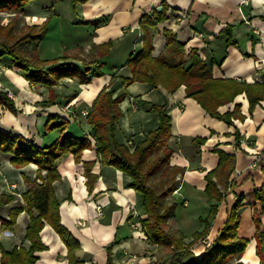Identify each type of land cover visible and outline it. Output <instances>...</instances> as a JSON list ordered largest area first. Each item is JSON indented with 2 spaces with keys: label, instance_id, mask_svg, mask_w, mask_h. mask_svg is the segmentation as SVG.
Masks as SVG:
<instances>
[{
  "label": "crops",
  "instance_id": "crops-1",
  "mask_svg": "<svg viewBox=\"0 0 264 264\" xmlns=\"http://www.w3.org/2000/svg\"><path fill=\"white\" fill-rule=\"evenodd\" d=\"M163 1L168 7L167 19L153 32L156 56L165 53L164 30L170 29L188 51H196L203 60L213 65L216 78L249 83L264 79V0H90L78 6L79 18L72 16L68 23L90 25L93 32L88 38L82 36L73 40L69 48L72 52L81 48L90 54L93 46L113 41L110 54L99 60L106 65L107 72L102 71V77L89 75L91 83L85 85L77 79L61 80L54 88L57 94L54 104L43 106L49 98V88L30 85L22 70L14 67L9 58H3L4 62L8 60L9 67L1 76V85L13 91L18 113L13 114L0 106V130L22 135L37 146L50 145L60 136L61 129L47 131L45 125L51 115H56L69 121L66 134L77 138L89 135L92 128L82 112L91 110L98 94L111 85L115 76L111 85L114 97L127 95L120 105L126 118V123L119 122L117 130L121 143L130 140L137 143L158 126V116L150 112L144 103L165 106L171 116L173 138L170 143L174 149L171 166L183 170L178 176L181 179L173 196L181 202L185 201L186 207H190L193 199L207 198L204 193L207 184L205 175L219 164V156L214 151L222 150L236 156L235 168L229 178L232 184L225 191L226 198L219 204L218 214L207 237L211 241L223 227L237 197L243 196L246 208L251 210L258 205L254 190L260 189L264 183V100L253 113L249 111L250 104L245 94L220 107V113H225L240 105L246 117L244 121L234 120V125H227L206 114L194 99L187 98L184 87L174 94L140 82L125 87L122 77L131 74L123 65L143 45L140 20L153 9L162 10ZM46 9L49 8L44 7L28 16L34 25L41 26L57 14ZM57 15L60 18V14ZM227 29L230 30L232 44L227 42ZM81 53L77 55L79 60L70 58L65 62L87 68L89 64L83 65L86 57ZM105 58H110V61L105 63ZM14 76L25 81H18ZM72 110L76 119L70 117ZM75 128H79L80 132ZM237 130L241 138L239 144L235 137ZM195 138H206L207 142L202 146L195 145L192 143ZM91 142L93 148L83 152L80 163H76L73 155L59 161L62 180L54 184L61 203L62 224L81 246L77 256L85 264H108L109 253L110 264H165L163 248L152 244L144 231L142 221L146 215L142 196L130 187L132 180L128 176L113 166L100 163L95 141ZM0 164V197L14 198L0 207V217L8 219L13 207L23 205L22 194L29 188L24 175L33 180L37 169H33L32 165L16 169L2 154ZM207 204L210 207L211 202L208 200ZM241 218L242 226V214ZM79 220L84 224L79 225ZM28 222L26 212L19 215L12 231L3 230L0 221V249L20 247ZM41 238L48 249L36 253V264H69L68 249L50 225L46 224Z\"/></svg>",
  "mask_w": 264,
  "mask_h": 264
},
{
  "label": "trees",
  "instance_id": "trees-1",
  "mask_svg": "<svg viewBox=\"0 0 264 264\" xmlns=\"http://www.w3.org/2000/svg\"><path fill=\"white\" fill-rule=\"evenodd\" d=\"M32 1L35 0H0V14L4 12L23 14ZM89 1L71 0L75 17L79 18L78 6ZM162 7L160 11L153 9L140 20L143 45L136 55H131L124 63L123 67L128 69L131 75L122 77L123 85L128 87L140 82L153 88H162L169 94H174L184 87L186 97L194 99L210 117L227 125H234V120L244 121L246 117L240 105H236L233 111L225 113H220L219 109L233 103L239 95L245 94L250 104L249 111L253 113L255 107L264 100V79L249 83L232 78H216L213 65L203 60L196 51L188 53L186 45L178 41L170 29L164 30L165 53L156 56L152 31L167 19L168 7L165 1ZM49 26L50 21L47 19L41 26L26 27L20 34L15 30L14 23L0 26V63L4 62L3 58H9L14 67L22 70L30 85L49 88V98L43 102V106L54 104L57 98L54 88L63 79H77L80 84L85 85L91 83L89 75L102 77L104 63H99V60L108 56L113 47V41L93 46L89 56L94 59L90 60L89 66L84 69L75 63L65 62L70 58L79 60L77 55L41 60L38 57V46L46 37ZM226 35L227 42L232 44L229 29L226 30ZM29 46L34 55L27 50ZM115 79L114 76L111 85ZM111 85L104 87L96 97L85 118L92 131L82 138L66 134L69 121L56 115H51L45 125L47 131L61 129L60 136L50 145L37 146L22 135L0 130V154L10 159L13 167L21 169L33 164L37 166L33 180L24 175V181L29 188L22 194L23 205L13 207L8 219L0 217L2 229L12 231L22 212L29 216L23 244L12 250L1 247V264H36L38 261L36 253L48 249L41 238V232L46 224L55 230L66 245L69 264H85L76 254L81 247L80 243L62 224L61 203L54 184L62 180L58 170L61 159L73 155L76 163H80L83 152L93 148L89 136L94 138L100 163L103 166L115 167L132 180L130 187L142 196L146 215L142 225L146 236L152 244L172 252L170 264H244L241 260L251 240L240 237L238 232L242 222L241 214L246 208L243 196L236 198L223 227L213 240L205 243L201 256H196L192 251V247L201 240L205 241L211 232L219 204L226 198L225 191L232 184L229 183V178L235 168L236 156L222 150L214 151L219 156V164L216 169L205 175L207 184L204 193L211 202L209 212L207 216L200 217V223L204 227L195 231L192 241L187 243L184 233L175 235L167 230V213L174 218L175 207L167 209L166 200L178 189L181 179L178 176L183 172L181 168L171 166L174 154L170 143L173 138L172 118L165 106L144 103L150 112L158 116V126L137 143L131 140L121 143L117 137L119 122L124 117L120 105L127 95L114 97L115 91ZM0 106H4L13 114L18 113L14 100L6 92H0ZM235 137L236 143L239 144L241 138L238 130ZM206 142V138H195L192 141L199 146ZM157 176H160L159 186L153 182ZM254 196L258 203L252 214V221L256 227L255 252L259 258L258 264H264V183L260 189L254 190ZM13 200V197L2 195L0 207ZM26 242L28 245H25ZM110 262L109 253L108 264Z\"/></svg>",
  "mask_w": 264,
  "mask_h": 264
},
{
  "label": "rangeland",
  "instance_id": "rangeland-1",
  "mask_svg": "<svg viewBox=\"0 0 264 264\" xmlns=\"http://www.w3.org/2000/svg\"><path fill=\"white\" fill-rule=\"evenodd\" d=\"M44 7L49 8L46 10H51L53 11V13L57 12V14H60V18L57 14H55V16H52L51 19H49L50 21L49 30L46 33V37L40 42L38 46V57L41 60H51V59L60 58V57L62 58L65 56H71V55L75 56L82 52L81 54H83L86 57L84 59L82 58L84 60L83 65L84 66L88 65V62H89L88 60L92 58L89 56V54L85 53L83 49L81 48L74 50L75 52H72L69 48V44L73 42V40L75 41L76 39L82 36H86L88 38L89 34L93 32L90 25L86 26V24H82V23H77V24L68 23L69 22L68 19L70 17L72 16L75 17L72 11V8H71V0H60V1L35 0V1H32L26 7L25 12L23 14L15 15L9 12L1 13L0 14V26L3 24L8 25L10 23H14L15 30L17 31V33L20 34L21 32L25 31L26 27L30 25L31 26L34 25L32 20L30 19L32 13L34 11L40 12L41 9H43ZM152 32H154V30ZM27 50L29 51V53L34 55V52L30 46L27 48ZM79 58L81 59V57ZM109 61H110V58L104 59L105 63ZM7 63H8V60H5V62H3L2 64H4V66L7 67L8 69L9 66L7 65ZM105 66L106 65L102 67L101 71L106 73L108 68H106ZM14 99H15V95H14ZM82 121L83 120L81 119V122ZM75 130L80 132L79 128H75ZM153 182L154 184L159 186L161 184L160 176H157L153 180ZM203 199H205L206 201L205 203ZM191 202L192 203L190 207H186L185 201L181 202L180 200H177L172 195L169 196L166 200L167 209L171 207H175L173 211L175 212L174 218H171L169 216V212L167 213V218H168L167 230L175 235H178L181 232L184 233L186 235L187 243L192 241V234L195 231L201 230L204 227L203 224L200 223V217L207 216L209 212V208H210L207 204L208 200L205 196L203 198L193 199V201ZM189 212L191 213L188 215ZM252 214H253V210H252ZM248 239H250L252 242V240H254V237L248 238ZM205 241L209 242V238L205 239ZM205 245L206 244L204 240H201L192 247V251L195 253L196 256L200 257L201 254L203 253ZM162 252L164 256L166 257L165 264H170V258H171L172 252L165 248H163ZM243 258L241 262H243L244 264H249V263L244 262Z\"/></svg>",
  "mask_w": 264,
  "mask_h": 264
},
{
  "label": "bare ground",
  "instance_id": "bare-ground-1",
  "mask_svg": "<svg viewBox=\"0 0 264 264\" xmlns=\"http://www.w3.org/2000/svg\"><path fill=\"white\" fill-rule=\"evenodd\" d=\"M14 78L17 79L18 81H25L24 78H18L17 76H14ZM125 120L126 118L123 117L120 121L122 123H126ZM32 168L37 169V166L33 164ZM242 217H243V224L241 228L239 229V236L246 237V238H253L256 232V227L254 223L252 222V210L250 207L243 210ZM243 261L249 264L259 263V258L256 256V252H255L254 240H252L250 246L248 247V250L243 258Z\"/></svg>",
  "mask_w": 264,
  "mask_h": 264
},
{
  "label": "built area",
  "instance_id": "built-area-1",
  "mask_svg": "<svg viewBox=\"0 0 264 264\" xmlns=\"http://www.w3.org/2000/svg\"><path fill=\"white\" fill-rule=\"evenodd\" d=\"M186 50H187V49H186ZM187 52L189 53L190 51H187ZM6 71H7V67H5L4 64L0 63V92H1V91H2V92H6V93L8 94V96H9L11 99L14 100V93H13L11 90H9V89H7V88H5V87H3V86L1 85V76H2ZM1 109H6V108H5L4 106H2ZM88 114H89V111H83V112H82V116H83L84 118H86ZM70 117L76 119V116H75V112H74V110L70 111ZM89 138H90L91 140L94 141V138H93L92 136H89ZM78 224H79V225H82V224H84V223H83L82 221L79 220V221H78ZM204 242L206 243L207 241H204Z\"/></svg>",
  "mask_w": 264,
  "mask_h": 264
}]
</instances>
